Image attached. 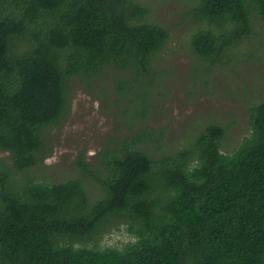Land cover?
Returning <instances> with one entry per match:
<instances>
[{
	"label": "trees",
	"instance_id": "1",
	"mask_svg": "<svg viewBox=\"0 0 264 264\" xmlns=\"http://www.w3.org/2000/svg\"><path fill=\"white\" fill-rule=\"evenodd\" d=\"M193 11L207 25L190 48L212 63L253 34V14L264 21V0H198ZM146 12L135 0H0V151L11 161H0V264H264V100L249 106L252 132L234 152L214 123L164 151V131L137 121L148 115L143 86L170 74L154 66L169 32L139 21ZM107 64L135 118L96 171L80 162L99 184L92 201L81 178L29 172L44 162L71 79L89 86ZM123 219L137 237L124 248L75 245Z\"/></svg>",
	"mask_w": 264,
	"mask_h": 264
},
{
	"label": "rangeland",
	"instance_id": "2",
	"mask_svg": "<svg viewBox=\"0 0 264 264\" xmlns=\"http://www.w3.org/2000/svg\"><path fill=\"white\" fill-rule=\"evenodd\" d=\"M135 1L147 10L139 21L160 24L170 36L154 65L168 68L170 74L162 80L163 85L152 74L151 85L143 86L148 94V115L137 121L148 130L164 131L166 152L188 146L206 126L220 124L226 129L222 151L234 152L252 132L249 106L264 100V21L253 14V34L222 61L211 63L199 59L190 48L191 36L207 25L193 13L198 0ZM128 75L120 73L121 77ZM115 76L118 73L107 64L89 86L79 77L71 79L65 115L45 130L48 148L44 162L29 172L36 180L50 183L81 178L92 201L101 195L99 184L84 172L80 162L96 171L99 153L113 147L114 139L129 135L128 125L135 118L134 106L125 113L130 102L121 98ZM1 160L10 164L9 152L0 151ZM136 239L128 220L123 219L75 245L122 249Z\"/></svg>",
	"mask_w": 264,
	"mask_h": 264
}]
</instances>
